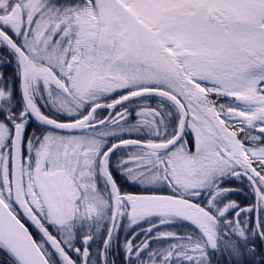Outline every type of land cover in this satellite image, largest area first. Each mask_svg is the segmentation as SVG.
<instances>
[{"label":"snow or ice","instance_id":"snow-or-ice-1","mask_svg":"<svg viewBox=\"0 0 264 264\" xmlns=\"http://www.w3.org/2000/svg\"><path fill=\"white\" fill-rule=\"evenodd\" d=\"M0 264H264V0H0Z\"/></svg>","mask_w":264,"mask_h":264},{"label":"flooded vegetation","instance_id":"flooded-vegetation-1","mask_svg":"<svg viewBox=\"0 0 264 264\" xmlns=\"http://www.w3.org/2000/svg\"><path fill=\"white\" fill-rule=\"evenodd\" d=\"M9 74H10V70H9ZM152 103H155V101H152ZM125 190L126 191H128V192H132V193H134V194H139V192H138V188L137 187H135V186H126V188H125ZM247 191V190H246ZM244 196H246V194L244 193V195L243 196H241V197H232L233 199H242V197H244ZM26 219V218H25ZM26 226H28L29 228H30V231H33V232H35L36 230H35V228H34V226H32L31 225V222H28L27 224H26ZM162 230H164V229H162ZM39 238V236L37 235V239ZM93 247H95V245L93 246Z\"/></svg>","mask_w":264,"mask_h":264},{"label":"trees","instance_id":"trees-1","mask_svg":"<svg viewBox=\"0 0 264 264\" xmlns=\"http://www.w3.org/2000/svg\"><path fill=\"white\" fill-rule=\"evenodd\" d=\"M245 194H246V196H244V197H248L249 199H251L250 193L248 191H245ZM244 197H242V199H244Z\"/></svg>","mask_w":264,"mask_h":264},{"label":"rangeland","instance_id":"rangeland-1","mask_svg":"<svg viewBox=\"0 0 264 264\" xmlns=\"http://www.w3.org/2000/svg\"><path fill=\"white\" fill-rule=\"evenodd\" d=\"M132 138H135V137H132ZM131 151H134V149H132Z\"/></svg>","mask_w":264,"mask_h":264}]
</instances>
